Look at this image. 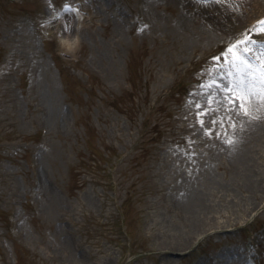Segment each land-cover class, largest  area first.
Returning a JSON list of instances; mask_svg holds the SVG:
<instances>
[{"label":"rangeland","instance_id":"1","mask_svg":"<svg viewBox=\"0 0 264 264\" xmlns=\"http://www.w3.org/2000/svg\"><path fill=\"white\" fill-rule=\"evenodd\" d=\"M184 1L0 0V264H264V119L217 86L264 0Z\"/></svg>","mask_w":264,"mask_h":264},{"label":"snow or ice","instance_id":"2","mask_svg":"<svg viewBox=\"0 0 264 264\" xmlns=\"http://www.w3.org/2000/svg\"><path fill=\"white\" fill-rule=\"evenodd\" d=\"M251 33H264V20L258 21L242 39L231 44L222 54L225 59L219 68L223 69L221 77L226 83L217 85L222 92L230 94L226 96L229 103L241 102L240 110L244 115L248 114L244 101L250 102L253 98L264 101V62L258 63L264 61V42L252 39ZM254 47L259 50L255 61L252 56ZM213 60L219 61L220 57H213ZM224 65H227V68Z\"/></svg>","mask_w":264,"mask_h":264},{"label":"bare ground","instance_id":"3","mask_svg":"<svg viewBox=\"0 0 264 264\" xmlns=\"http://www.w3.org/2000/svg\"><path fill=\"white\" fill-rule=\"evenodd\" d=\"M224 1L225 0H211L209 2H206V5L208 6L209 9L213 7H217L218 8L217 10L220 11V5L224 3ZM188 3L190 4L191 2H188ZM252 103L255 107H258V105H261V106L264 105V101H261L259 98H253L250 101V104ZM248 112L251 115V119L253 122H255L257 118H260V120L264 119L263 109L260 110V112L258 111V113H255L251 105ZM248 173H249L248 169L245 170L244 176L249 177ZM180 206L183 208L184 213L180 210V212L183 213V216L179 215L178 217L182 218L181 220L184 222L185 227L187 226V230H185L186 234L180 235L178 237L176 236L173 240L169 239V240L160 241L159 243L162 246L163 250L164 249L179 250L183 248V246L186 245L187 242H189L188 239L190 238V236H195L196 234H199V232H201L202 229H204L205 224L208 223V222L205 223V221L203 220V217H201L199 214L195 213L194 211H191L187 205H184L183 203H181Z\"/></svg>","mask_w":264,"mask_h":264}]
</instances>
